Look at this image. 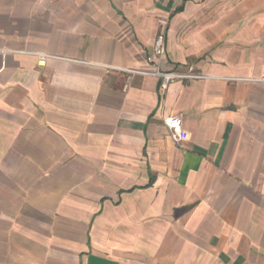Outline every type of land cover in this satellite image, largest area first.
I'll return each instance as SVG.
<instances>
[{"label": "crops", "instance_id": "crops-1", "mask_svg": "<svg viewBox=\"0 0 264 264\" xmlns=\"http://www.w3.org/2000/svg\"><path fill=\"white\" fill-rule=\"evenodd\" d=\"M0 264H264V0H0Z\"/></svg>", "mask_w": 264, "mask_h": 264}, {"label": "built area", "instance_id": "built-area-1", "mask_svg": "<svg viewBox=\"0 0 264 264\" xmlns=\"http://www.w3.org/2000/svg\"><path fill=\"white\" fill-rule=\"evenodd\" d=\"M38 57L39 65H45L47 59L51 56L47 54H36ZM166 55V36L165 32L159 34L154 43V53L148 56L147 62L149 65H153L152 68L148 70H136L131 71L133 73H138L147 76L159 77L162 79V88L166 89L168 85L176 80L180 79H200L203 76L195 74L193 72H164L160 68V63ZM130 71V70H129ZM166 125L170 129L171 136L175 142L181 143L182 137V119L181 117H172L165 120Z\"/></svg>", "mask_w": 264, "mask_h": 264}]
</instances>
